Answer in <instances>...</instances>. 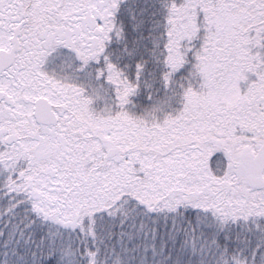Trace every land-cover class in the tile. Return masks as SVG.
<instances>
[{
  "label": "snow or ice",
  "instance_id": "6c2138e0",
  "mask_svg": "<svg viewBox=\"0 0 264 264\" xmlns=\"http://www.w3.org/2000/svg\"><path fill=\"white\" fill-rule=\"evenodd\" d=\"M0 264H264V0H0Z\"/></svg>",
  "mask_w": 264,
  "mask_h": 264
}]
</instances>
